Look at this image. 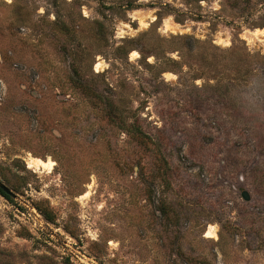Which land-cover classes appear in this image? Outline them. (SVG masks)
<instances>
[{"label": "rangeland", "instance_id": "rangeland-1", "mask_svg": "<svg viewBox=\"0 0 264 264\" xmlns=\"http://www.w3.org/2000/svg\"><path fill=\"white\" fill-rule=\"evenodd\" d=\"M0 179V264H264V0H0Z\"/></svg>", "mask_w": 264, "mask_h": 264}, {"label": "bare ground", "instance_id": "bare-ground-1", "mask_svg": "<svg viewBox=\"0 0 264 264\" xmlns=\"http://www.w3.org/2000/svg\"><path fill=\"white\" fill-rule=\"evenodd\" d=\"M9 1V0H8ZM148 22L145 21L144 24L146 25ZM137 53V52H134ZM101 63L98 62L96 64V70H99L98 68L100 67ZM27 164L29 166V168H35V169H48L49 171H51V169L53 168L54 165V161L53 160H45L39 157H35V156H29L27 158ZM89 191H87L85 194H83L82 197H86L88 196ZM215 236V229L213 226L210 227V230L207 233V237H214Z\"/></svg>", "mask_w": 264, "mask_h": 264}, {"label": "water", "instance_id": "water-1", "mask_svg": "<svg viewBox=\"0 0 264 264\" xmlns=\"http://www.w3.org/2000/svg\"><path fill=\"white\" fill-rule=\"evenodd\" d=\"M0 190H2L5 194H7L11 197L15 196V193L1 179H0ZM242 196L245 199H248V194L246 191L242 192ZM36 219L38 220V217H36Z\"/></svg>", "mask_w": 264, "mask_h": 264}, {"label": "trees", "instance_id": "trees-1", "mask_svg": "<svg viewBox=\"0 0 264 264\" xmlns=\"http://www.w3.org/2000/svg\"><path fill=\"white\" fill-rule=\"evenodd\" d=\"M0 194H2L5 198H10L9 195L5 194L2 190H0Z\"/></svg>", "mask_w": 264, "mask_h": 264}]
</instances>
